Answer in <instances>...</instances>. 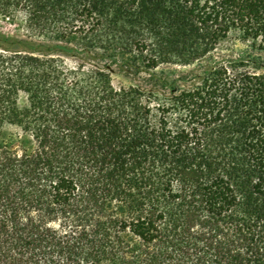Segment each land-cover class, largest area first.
<instances>
[{"label":"trees","instance_id":"trees-1","mask_svg":"<svg viewBox=\"0 0 264 264\" xmlns=\"http://www.w3.org/2000/svg\"><path fill=\"white\" fill-rule=\"evenodd\" d=\"M0 17L22 30L0 35V264H264V0H0ZM232 38L252 50L223 54ZM116 63L198 80L117 87Z\"/></svg>","mask_w":264,"mask_h":264},{"label":"rangeland","instance_id":"rangeland-1","mask_svg":"<svg viewBox=\"0 0 264 264\" xmlns=\"http://www.w3.org/2000/svg\"><path fill=\"white\" fill-rule=\"evenodd\" d=\"M0 35L8 37L22 36V30L17 23L10 20H4L0 17ZM252 48L253 47L251 42H245L240 38H232L223 46V54H229L231 50L242 52L243 50H252ZM57 54L66 59L67 62L71 65H74L76 63H84L87 65L97 64L100 66H104L103 61H100L97 58H93L88 53L72 54L58 51ZM198 70V64L181 65L177 63H163L157 68L156 77L154 79L153 77L147 75H136L129 71L127 68L123 67L120 63H116L112 67L111 73L113 82L117 87H128L130 85H136L145 90L153 89L159 91V88L153 85V80L162 81L168 78L178 79V84L182 86H191L196 83L198 79L190 80V76ZM262 70L264 71V68ZM19 102L21 106H24L27 102L26 95L22 94L20 96ZM8 130L11 132H15L17 131V128L14 126H10L8 127Z\"/></svg>","mask_w":264,"mask_h":264}]
</instances>
